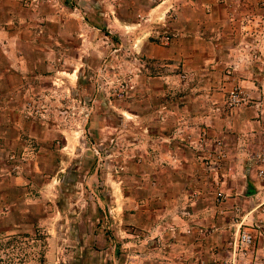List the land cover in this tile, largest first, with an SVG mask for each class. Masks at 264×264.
Listing matches in <instances>:
<instances>
[{"label":"rangeland","instance_id":"rangeland-1","mask_svg":"<svg viewBox=\"0 0 264 264\" xmlns=\"http://www.w3.org/2000/svg\"><path fill=\"white\" fill-rule=\"evenodd\" d=\"M171 4L0 0V87L21 82L19 91L0 96L9 102L0 111L13 109L44 131L29 138L25 153L9 150L0 159V180L26 166L33 182L32 230L0 234V264H174L188 253L176 245L190 235L189 225L138 217L155 181L139 162L143 151L132 146L128 152L123 135L124 104L164 70L165 63L147 57L141 46L161 44L163 35L174 39ZM256 16L264 42V15ZM258 92L264 109V86ZM124 196H130L129 208ZM236 238L223 255L210 256L212 264H249L255 243L234 245Z\"/></svg>","mask_w":264,"mask_h":264},{"label":"crops","instance_id":"crops-1","mask_svg":"<svg viewBox=\"0 0 264 264\" xmlns=\"http://www.w3.org/2000/svg\"><path fill=\"white\" fill-rule=\"evenodd\" d=\"M170 7L174 39L167 46L153 42L141 46L147 57L165 63L164 70L145 80L139 86L140 96L122 108L128 117L123 131L128 152L132 146L143 151L139 162L155 181L153 196L145 197L148 206L134 217L138 214L155 221L165 217L166 223L175 219L178 225H189L190 235L181 236L176 245L188 253L174 264H212L210 256L223 255L232 244L228 240L241 229L232 218L238 205L244 228L254 235L249 264H264V214L256 209L264 199V187L254 177L249 158L264 147L263 102L258 98L264 86V42L259 39L256 16L264 15V0H172ZM19 66L22 70L23 65ZM16 80L0 87V96L19 91L21 82ZM234 85H240L252 99L229 105ZM4 104L9 106L1 97L0 108ZM203 131L222 141L227 154L222 168L210 169L202 161L203 152L196 144ZM43 132L19 119L13 109L0 111V159L9 150L25 153L29 138L42 137ZM30 172L25 166L0 180L1 235L32 230ZM218 192L222 197H217ZM130 200L124 196V208H129ZM19 202L23 204L20 209ZM199 226L208 235L198 236ZM21 264L40 263L27 260Z\"/></svg>","mask_w":264,"mask_h":264},{"label":"built area","instance_id":"built-area-1","mask_svg":"<svg viewBox=\"0 0 264 264\" xmlns=\"http://www.w3.org/2000/svg\"><path fill=\"white\" fill-rule=\"evenodd\" d=\"M159 41L161 44H168L171 41L170 35H163L159 37ZM249 98L247 97V93L240 85H234L229 92L228 103L229 105H239L241 103H248ZM262 117L264 118V109L261 111ZM196 147L203 152L202 161L204 164L210 169H219L222 168L224 162L226 161L227 154L224 149L222 141L218 139H211L208 137L205 131L201 132L199 141L196 144ZM249 158L252 161L253 165V174L254 177L258 180V182L264 187V147L259 149L256 152L250 153ZM217 197H222V193L218 192ZM256 209L260 211V213L264 214V199H262ZM235 216H233V220L235 223H239L241 229L237 235L236 241L234 245L248 246L253 245L254 238L246 230L243 225V215L242 209L240 206L234 207ZM203 234H208L209 232L204 229H199Z\"/></svg>","mask_w":264,"mask_h":264}]
</instances>
